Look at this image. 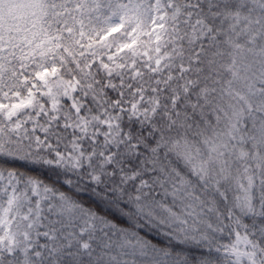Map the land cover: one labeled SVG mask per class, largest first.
<instances>
[{"label":"snow or ice","instance_id":"obj_1","mask_svg":"<svg viewBox=\"0 0 264 264\" xmlns=\"http://www.w3.org/2000/svg\"><path fill=\"white\" fill-rule=\"evenodd\" d=\"M0 264H264V0H0Z\"/></svg>","mask_w":264,"mask_h":264}]
</instances>
